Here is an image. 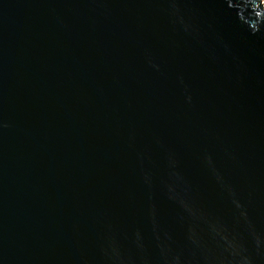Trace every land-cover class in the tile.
I'll use <instances>...</instances> for the list:
<instances>
[{
	"label": "water",
	"instance_id": "water-1",
	"mask_svg": "<svg viewBox=\"0 0 264 264\" xmlns=\"http://www.w3.org/2000/svg\"><path fill=\"white\" fill-rule=\"evenodd\" d=\"M0 264H264L261 0H0Z\"/></svg>",
	"mask_w": 264,
	"mask_h": 264
},
{
	"label": "bare ground",
	"instance_id": "bare-ground-1",
	"mask_svg": "<svg viewBox=\"0 0 264 264\" xmlns=\"http://www.w3.org/2000/svg\"><path fill=\"white\" fill-rule=\"evenodd\" d=\"M261 4H263V5H264V0H261Z\"/></svg>",
	"mask_w": 264,
	"mask_h": 264
},
{
	"label": "rangeland",
	"instance_id": "rangeland-1",
	"mask_svg": "<svg viewBox=\"0 0 264 264\" xmlns=\"http://www.w3.org/2000/svg\"><path fill=\"white\" fill-rule=\"evenodd\" d=\"M260 3V2H259Z\"/></svg>",
	"mask_w": 264,
	"mask_h": 264
}]
</instances>
